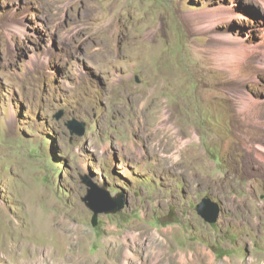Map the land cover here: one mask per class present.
<instances>
[{
    "label": "rangeland",
    "instance_id": "rangeland-1",
    "mask_svg": "<svg viewBox=\"0 0 264 264\" xmlns=\"http://www.w3.org/2000/svg\"><path fill=\"white\" fill-rule=\"evenodd\" d=\"M127 259L264 264V0H0V264Z\"/></svg>",
    "mask_w": 264,
    "mask_h": 264
},
{
    "label": "water",
    "instance_id": "water-1",
    "mask_svg": "<svg viewBox=\"0 0 264 264\" xmlns=\"http://www.w3.org/2000/svg\"><path fill=\"white\" fill-rule=\"evenodd\" d=\"M69 127L72 133L83 135L85 132V125L76 120L69 122ZM88 184L92 187L88 194L90 206L99 213L102 211H109L117 206L116 201L112 200L108 193L100 191L96 185L88 180ZM198 213L209 223H215L221 214L220 202L213 200L211 197L202 198L201 202L197 205Z\"/></svg>",
    "mask_w": 264,
    "mask_h": 264
},
{
    "label": "bare ground",
    "instance_id": "bare-ground-1",
    "mask_svg": "<svg viewBox=\"0 0 264 264\" xmlns=\"http://www.w3.org/2000/svg\"><path fill=\"white\" fill-rule=\"evenodd\" d=\"M100 63H101V61H100ZM101 66H102V63H101ZM113 86H114V84H113ZM150 135V134H149ZM182 153V152H181ZM49 219H53L52 218V215L51 216H49ZM141 235V233L139 234V235H136V237H138V236H140ZM169 240V239H168ZM157 246H159V245H157ZM164 252H165V249H164ZM125 255L127 256V257H129V256H132L133 257V254L130 252V251H127L126 253H125ZM181 255V259L183 260V261H185V258H186V254L185 253H181L180 254ZM191 256H192V254H191ZM172 259H173V262H176V253L171 257ZM135 259V258H134ZM125 264H128V259L125 261Z\"/></svg>",
    "mask_w": 264,
    "mask_h": 264
}]
</instances>
